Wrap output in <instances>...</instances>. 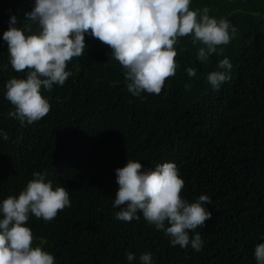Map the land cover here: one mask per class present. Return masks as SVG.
Returning <instances> with one entry per match:
<instances>
[{
  "label": "trees",
  "instance_id": "1",
  "mask_svg": "<svg viewBox=\"0 0 264 264\" xmlns=\"http://www.w3.org/2000/svg\"><path fill=\"white\" fill-rule=\"evenodd\" d=\"M33 6L34 0H0V66L8 65L0 70V129L10 137H0V203L18 196L33 172L45 171L71 201L50 222L30 215L25 226L33 247L53 254L56 264H130L126 253L140 264L145 252L154 264H256L255 247L264 243V0H191L190 10L208 7L210 16L232 23L235 35L218 46L223 55L203 62L197 60L203 45L179 38V67L159 95L129 93L112 50L86 34L85 54L67 64L73 75L42 90L50 112L22 126L8 117L15 109L5 92L6 82L26 78L27 70L12 69L3 33L12 16L22 27ZM225 57L230 79L216 90L207 76L223 71L218 64ZM128 159L145 171L173 162L185 181L183 198L211 199L212 218L190 233H200L201 251L171 246L142 214L131 222L115 219V170Z\"/></svg>",
  "mask_w": 264,
  "mask_h": 264
},
{
  "label": "clouds",
  "instance_id": "2",
  "mask_svg": "<svg viewBox=\"0 0 264 264\" xmlns=\"http://www.w3.org/2000/svg\"><path fill=\"white\" fill-rule=\"evenodd\" d=\"M191 0H34L26 23L10 17L8 30L3 33L12 69L27 70L26 78H11L6 82L5 97L14 107L8 117L23 126L44 118L51 110L42 90L53 85L63 86L72 72L66 71L73 58L85 54V35L98 39L112 51L111 56L124 69L127 91L134 97L143 93L159 95L166 79L174 77L179 64L175 45L179 38L191 37L198 49L197 60L207 61L213 54L223 55L218 46L228 45L236 29L226 18L216 19L204 7L190 10ZM36 30H34V27ZM7 64L0 66L6 71ZM218 68L207 76L208 83L218 90L230 79L232 64L225 57ZM195 77L194 68H186ZM191 90V85H185ZM0 137L10 139L0 129ZM33 179L18 196L9 195L0 203V264H56L53 254L41 246L33 247L32 230L26 227L30 215L45 222L52 221L71 206L69 190L53 188L47 172H33ZM116 190L113 208L115 219L124 222L143 218L170 237L171 246L191 247L199 252L203 239L197 228H203L212 218L206 205L207 195L195 202L182 197L185 181L173 162L157 164L144 170L139 161L127 160L115 170ZM256 264H264V243L255 247ZM127 260H135L126 253ZM140 264H154L153 254L145 252Z\"/></svg>",
  "mask_w": 264,
  "mask_h": 264
}]
</instances>
